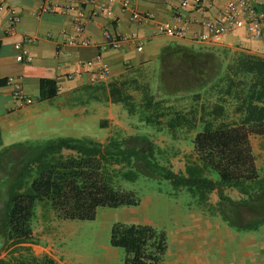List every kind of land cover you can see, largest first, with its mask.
<instances>
[{"label": "trees", "instance_id": "obj_1", "mask_svg": "<svg viewBox=\"0 0 264 264\" xmlns=\"http://www.w3.org/2000/svg\"><path fill=\"white\" fill-rule=\"evenodd\" d=\"M172 53L164 56L165 77L193 78L198 82L215 74L214 79L200 83L203 88L189 95L159 98L154 82L157 68L134 69L125 79L111 83V98L141 123L168 132L172 139L190 138L194 157L186 170L178 173L161 165L150 140L147 148L136 149L125 146L126 138L110 137L107 142L73 137L49 139L43 148L36 152L33 149L29 158L15 167L5 202L7 211L1 215L10 244L33 240L38 202H49L63 220H95L100 207L139 206L142 199L137 192L114 183L116 165L127 167L120 173L123 179L136 181V161L145 163L152 174L171 181L176 189H188L206 205L209 195L217 190L221 201L211 209L224 220L227 217L222 202H232L224 189L238 188L248 197L244 202L256 207L259 215L241 224L242 228L254 230L264 224V177L260 176L252 143V136L264 137V56L239 50L219 74L215 72L223 61L212 55L179 48ZM212 96L214 101H210ZM180 98L190 103L184 107L174 102ZM212 171L217 172L219 179L211 176ZM110 243L125 249V264H162L168 235L152 224L117 221L111 228ZM4 245L0 242V252ZM0 264L60 263L45 254L14 260L0 257Z\"/></svg>", "mask_w": 264, "mask_h": 264}, {"label": "crops", "instance_id": "obj_2", "mask_svg": "<svg viewBox=\"0 0 264 264\" xmlns=\"http://www.w3.org/2000/svg\"><path fill=\"white\" fill-rule=\"evenodd\" d=\"M41 2L42 0H3L0 4V158L35 141L45 142L57 137L90 138L84 134V121L91 111L96 112L98 107L105 108L113 112L110 120L118 117L115 115L116 103L111 98V83L125 79L134 69L157 68L158 59L162 55L173 54L174 48L209 54L221 62L229 60L239 50L264 56V36L254 39L243 29L230 34L226 42L218 47L194 49L192 44L201 42L192 40V34L203 30L198 21L213 17L215 8L185 11L180 21L188 29L185 39L178 40L159 34L157 24L172 19L174 15L169 0H134L136 10L152 16L143 23L133 20L131 11H123L121 4H115L114 17L102 15L88 21L85 37L90 40V45L72 46L64 43L62 32L73 29L70 15L74 14V10H66L65 7L77 6L78 1L55 0L53 11L38 15ZM14 14L21 16L22 21L14 32H10L9 18ZM106 28L120 35L137 33L146 41L143 50L138 51L135 45L124 41L120 49L107 48L101 52L100 47L105 43L103 30ZM26 37H34L36 40L27 43ZM99 53H102L104 63L111 69L108 80L92 83L87 72L74 78L68 77L78 67L79 60L93 59ZM21 55H29L32 60L22 61L19 58ZM218 55H221L222 60ZM12 78L22 79L26 93L33 100L31 104L23 108L17 107L13 87L8 83ZM103 124L112 123L105 120ZM253 148L255 153L254 143ZM255 155L257 156L256 153ZM258 161L259 159L257 165L262 177L264 175H261ZM19 164L15 163L13 166L17 167ZM15 171L14 168V174ZM6 177L9 180V193L11 173L0 168V189L3 191ZM224 192L232 200L226 201L228 221H237L239 225V220L243 224L251 218L259 217L257 212L251 211V204L244 202L248 197L238 188L226 187ZM216 194L219 196L218 191L214 190L208 200L214 206L221 201L220 197L219 202L217 201ZM221 206L224 209V205ZM136 207L138 206H125L127 216L121 222L149 224L148 221L139 222L136 215L138 209H134ZM208 208L212 206L208 205ZM191 209L185 213L191 221L181 223L180 230L174 235L173 244L176 249L165 255L162 264H264V224L256 229L261 236L247 234L243 238L235 237L228 230L229 225L232 227L235 223L226 222L218 211L208 210L207 207ZM115 222L108 226L110 231ZM222 229H226L227 238L221 235ZM102 246L108 250L105 262L100 263L99 258L93 264H111L112 255L119 256L116 249L118 247H113L111 243ZM34 254L42 256L37 252ZM46 254L60 264H72L50 251Z\"/></svg>", "mask_w": 264, "mask_h": 264}, {"label": "rangeland", "instance_id": "obj_3", "mask_svg": "<svg viewBox=\"0 0 264 264\" xmlns=\"http://www.w3.org/2000/svg\"><path fill=\"white\" fill-rule=\"evenodd\" d=\"M192 47L194 49H213L218 46L193 43ZM164 56L162 55L157 61L158 78L154 80L157 96L159 98L189 95L203 88V84L201 85L200 83L211 82L214 79L213 75L215 74L207 78H202L198 82H196V80L194 81L193 78L185 79L182 77L171 80L168 76L165 77L164 75L166 74V57ZM220 56L219 58H221ZM220 60H222V58ZM227 63V61L222 62L218 68V72L216 71L215 73L221 74L225 70ZM194 82L197 83V85H194ZM212 97L211 100L209 97L210 101L216 99L215 96ZM174 99L175 98H172V101ZM174 102L178 105H184V107L190 103L186 98H180L178 101ZM115 107H117L115 115L118 117L114 118L113 121L109 119L111 118L110 115H113V112L109 109H101L98 107L96 112L91 111L90 116L84 121V134L90 137V139L102 142H107L108 137H117L119 139L126 138L128 142L125 146L136 149L147 148L148 141L150 140L156 146L154 154L161 165L167 166L178 173L185 171L188 161L194 157L193 145L189 140L190 138L174 140L168 135L169 133L167 131V133H165V131H160L155 126L141 123L139 118L136 115H131L123 104L116 103ZM105 120H109L112 124H103ZM77 132L80 131L77 130ZM192 136H194V133L190 134V137ZM43 142L35 141L25 144V147H21L18 150L12 151L10 154L4 155L3 158H0V168L11 173V182L15 168L13 165L26 161L33 149L36 152L43 148L46 141ZM253 143L255 145V153L257 154L256 158L259 159L258 162L261 175H264V137L253 136ZM65 152L66 154L69 153V151ZM135 165L137 167H134V169L139 174L136 181L123 179L120 173L123 170H127V167L116 165L114 167V171L116 172L114 183L116 186L123 189L137 192L141 197V207L138 206L134 208L138 209L136 215L139 217V222L148 221L149 224L166 231L168 235L167 256L170 251L176 249L173 244L175 240L174 235L180 230L181 223L187 224L191 221V218L188 219L185 213H187L190 208L194 210V208L200 209L201 207H207L208 210H211V208H208V205L214 207V204L211 202L206 205L199 202L186 188L176 189L171 181L157 175V173L152 174L143 162L136 161ZM211 176L215 179H219L215 171L211 172ZM5 181L4 191L0 189V242L5 244L3 250L0 252V257L10 260L28 259L31 258L32 255H35V252L43 256L50 251L53 254L62 256L72 264H93V262H96L99 258L100 263L105 262L104 257L108 255V250L102 245L106 243L110 244L111 231L108 226L115 221L126 220L127 214L125 206L118 208L100 207L95 220H63L56 216L49 202H38L33 219V240L28 243L12 245L6 240V232L1 219V215H4L7 211L5 202L9 195V180L7 177ZM215 197L219 202V196L216 194ZM210 198L211 196L209 195V199ZM222 205H224L225 215H227L226 209L228 202L223 201ZM255 205L258 206V204ZM250 207L252 208V212H256V210H254L256 207L252 205ZM220 216L222 218L221 214ZM252 219L253 218L250 220ZM225 221L228 223H235V225L232 224V227L229 225L228 229L229 233H232V236H239L241 238L246 237L247 234L261 236V233L256 229H243L240 220L239 225H237L238 222L234 220L232 222L228 220ZM222 230L221 235L224 237L227 235L226 229ZM225 238L227 237L225 236ZM26 247L30 248V250H27ZM34 247L35 250H33ZM116 249L119 256L116 254L112 255L111 264H125V249Z\"/></svg>", "mask_w": 264, "mask_h": 264}, {"label": "built area", "instance_id": "obj_4", "mask_svg": "<svg viewBox=\"0 0 264 264\" xmlns=\"http://www.w3.org/2000/svg\"><path fill=\"white\" fill-rule=\"evenodd\" d=\"M3 0H0L2 4ZM77 6L68 5L65 9H73L74 14L70 15L73 22V29H65L62 34L64 43L72 46H88L90 40L85 37L88 21L99 17H114L115 4H121L123 11H131L133 20L139 23L146 22L152 18L150 14L140 12L134 8V0H77ZM174 10L173 18L157 24L159 34L182 40L187 37L188 29L180 23L187 9L191 11H205L215 8L213 17L199 22L203 27L202 31H194L192 40L210 45L219 46L226 42L228 36L235 31L245 30L254 39L264 36V0H169ZM55 0H42L38 15L51 12L55 9ZM19 15H12L9 18L10 32H14L21 23ZM105 43L100 47L101 52L107 48L120 49L124 41L135 45L138 51H142L146 41L137 33L120 35L110 29H104ZM34 37H26L25 42L33 43ZM20 46V43L17 44ZM20 60L31 61L29 55H21ZM89 75L92 83L108 80L111 77L110 67L104 63L102 53L93 59L79 60L78 67L69 73V78L81 76L84 73ZM8 83L13 87V97L18 108H23L33 102L26 93L21 78L9 79Z\"/></svg>", "mask_w": 264, "mask_h": 264}]
</instances>
